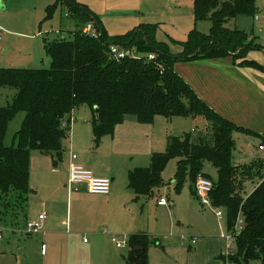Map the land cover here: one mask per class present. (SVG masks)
<instances>
[{
  "label": "trees",
  "instance_id": "obj_1",
  "mask_svg": "<svg viewBox=\"0 0 264 264\" xmlns=\"http://www.w3.org/2000/svg\"><path fill=\"white\" fill-rule=\"evenodd\" d=\"M62 1L76 29L69 31L68 37L44 40L50 68H0V85L14 89L10 103L0 106L1 194L13 192L18 202H26L31 191L30 151L49 155L52 165L57 166L62 160V140L70 135L73 111L82 105L93 112L91 125L97 141L102 135L113 133L127 115L139 122H151L155 115L168 119L202 117L206 126L197 136L187 132L168 135L165 151L151 153L147 166L129 169L128 187L134 192V199L152 196L154 189L163 184L162 171L168 160L175 158L174 190L181 188L188 172L197 198L194 182L201 174L212 181V205L226 210L228 230L238 215L242 217L243 227L234 240L235 254L230 259L236 264H264V168L257 166L262 160L238 165L232 162L233 132L249 130L210 108L173 68L176 61L230 55L238 66L264 72L263 65L247 58L248 50L256 47L264 55V43H257L254 38L248 41L244 30L224 25L239 15L254 16V0H193L195 21L209 20L210 31L207 35L190 31L178 54L170 53L164 43L155 39L156 26L152 23L110 36L86 7L76 0ZM88 22L99 31L97 38L82 33L80 27ZM110 44L142 55L152 53L154 58L125 57L116 61L108 53ZM18 110L25 115L14 135L15 145L5 146L7 123ZM205 162L215 167L216 178L202 171ZM261 170L260 181L243 196L244 181ZM158 244L157 238L147 232L129 234L125 264H149L148 249Z\"/></svg>",
  "mask_w": 264,
  "mask_h": 264
},
{
  "label": "rangeland",
  "instance_id": "obj_2",
  "mask_svg": "<svg viewBox=\"0 0 264 264\" xmlns=\"http://www.w3.org/2000/svg\"><path fill=\"white\" fill-rule=\"evenodd\" d=\"M76 2L84 7L91 5L90 10L95 16L96 9L101 11H97L98 13H104L99 20L110 36L125 34L140 24H154L155 39L164 43L172 54L183 50L182 43L190 31L195 29L207 35L211 27L209 20L195 21L193 0L192 4L191 0H179L177 3L175 0ZM103 3L106 8L102 7ZM254 5L255 14L261 17L262 24L253 22L251 15H240L224 25L229 29L244 30L248 41L254 38L261 44L264 42V0H254ZM68 14V7L62 0H0V68H50L51 58L45 50L44 40L59 39L67 36L66 30L76 29ZM83 27L82 25L80 29ZM247 57L258 64L264 61L260 47L249 49ZM238 89L241 90L239 87ZM13 95V88L0 85V106H7ZM241 95L242 93L240 97ZM248 96L247 101L253 105L255 98ZM232 110L236 114V110ZM24 115L23 111L18 110L8 121L3 138L5 146L15 145L14 135L19 130ZM92 116L91 109L86 105L73 111L71 132L69 137L62 140V160L57 166L52 165L49 155L34 149L30 151L29 185L32 190L27 194L25 203L18 202L13 192L8 195L0 192V249H10L15 254L24 249L36 254L40 251V233L27 235L25 232L26 222L34 221L33 217L36 218L40 211L36 188L39 185L48 198L57 194V185L60 182L66 184V179L69 178L67 171L70 170L71 154L91 164L111 168L119 181L126 183L128 187V170L147 166L151 153L165 151L168 135L176 136L187 132L195 137L206 126L202 117L173 116L168 119L163 115H155L151 122H139L135 117L124 118L113 133L104 134L97 141L92 130ZM248 130L233 132L232 162L242 164L261 158L262 161L257 166L263 169L264 151L257 149L262 139L253 130ZM175 168L176 159L170 158L162 171L163 184L154 189L152 196L142 198V201L134 199L136 204L129 211L117 202L111 206L113 216L122 226V232L108 229L117 240L125 239L126 244L117 248L108 235V243H104L102 249L105 262L125 264L128 254L127 232L125 235L122 233L125 230L133 233L140 229L159 241L158 245L149 248V264L151 260L154 264H186L189 260L195 264L225 263L218 256L217 248L221 244L222 254L225 255L226 242L222 234L228 232L226 210L219 207L222 218L218 219L214 207L202 206L193 194L188 172L181 188L174 190ZM202 171L211 178H216V169L210 163L205 162ZM261 176L262 170L244 181L243 196L253 190ZM59 194L58 192V196ZM159 196H165L168 203L157 205L156 199ZM65 197L64 193L59 196L61 209L57 216L67 219L71 217L74 221L77 219V209L75 205L70 206L69 202L66 213ZM193 236H196L195 244L189 248L188 244ZM85 239L90 242L93 237L85 234Z\"/></svg>",
  "mask_w": 264,
  "mask_h": 264
},
{
  "label": "crops",
  "instance_id": "obj_3",
  "mask_svg": "<svg viewBox=\"0 0 264 264\" xmlns=\"http://www.w3.org/2000/svg\"><path fill=\"white\" fill-rule=\"evenodd\" d=\"M178 1L175 0L176 3ZM87 6L86 8L94 13L90 10L91 5ZM102 7L106 8V4L103 3ZM98 10L96 9V16L99 19L104 13H98L101 12ZM255 16H257V19H255ZM261 21V17L258 14L253 16V22L262 24ZM66 32L69 31L66 30ZM261 64L264 66V61ZM173 68L210 108L236 125L253 130L259 136V139L263 138V71L252 67L238 66L230 55L207 60L176 61L173 64ZM248 95L255 98V101L251 99L254 103L253 105L247 101ZM232 109L236 110V114ZM125 118L134 119L131 115H127ZM75 163L90 169L94 176L111 178L109 193L107 195L92 194L87 190L85 183L77 186L76 189H69L67 185L68 179H66V184L60 182L57 185V194L48 198L43 194L41 187L38 185L36 188L38 191L37 201L40 207L38 215L45 214L42 229L39 232L41 235L39 239L41 241L40 251L36 254L24 249L23 251L19 250L15 254L13 250L0 249V264H108V261L105 262L102 249L104 243H108V235H110L111 242H113L112 237H115L113 233H110L108 228H111L115 232H122L120 229L122 226L113 216L110 208L117 202L120 206L123 204V207H126L127 211H129L136 204L134 200L135 195L132 189L127 187L126 183L119 181L117 174L111 168L91 164L83 158L78 159L77 156ZM67 173L69 174V170ZM65 188L67 189L63 190ZM58 192L60 193L59 196H61V193L66 195V213L69 202L70 206L75 205L77 219H74V221H72L71 217L67 219L57 216L58 210L61 209V200L59 199ZM37 217L35 218L34 216L33 219L36 220ZM140 231L142 230L136 229L133 233ZM125 232H127V235H125ZM26 234L30 235L27 232ZM85 234H90L93 237L92 241H84ZM129 234L131 233L128 230L122 233L127 238ZM193 237L196 240V236ZM193 244L195 243L190 241L188 247L190 248ZM217 253L221 260H225L221 244L217 248ZM150 264H154L152 260ZM186 264L195 263L189 260Z\"/></svg>",
  "mask_w": 264,
  "mask_h": 264
},
{
  "label": "built area",
  "instance_id": "obj_4",
  "mask_svg": "<svg viewBox=\"0 0 264 264\" xmlns=\"http://www.w3.org/2000/svg\"><path fill=\"white\" fill-rule=\"evenodd\" d=\"M255 19H257V16H255ZM81 31L82 33L86 35H90L94 38H97L99 36V31L96 30L92 22L86 23L84 27L81 29ZM263 33H264V29H263ZM108 53L110 57L116 61H119L125 57L139 58L141 56H145L147 57V59L154 58V54L152 53H149L147 55H142V54H139V52H137L134 49L128 50L126 48L118 46V44H110L108 47ZM257 149L259 151H264V136L261 142L258 144ZM75 159H76V155L71 154L70 155L71 163H70L69 178H68V184H67L68 188L76 189L77 186L85 183L86 188L90 193L107 195L110 191L111 178L94 176L90 169H87L84 166L75 163ZM194 190H195V194L200 204L202 206L214 207L215 215L217 216L218 219H221L222 212L220 211V208L213 206L211 202V198H210V192L212 190V181L206 178L205 176L198 174L194 182ZM156 201H157V204H167L168 203L167 198L165 196H159L156 199ZM44 218H45V214L42 213L38 215L36 220L27 221L25 232L29 234L39 233L42 229ZM242 227H243V219L240 215H238V217L236 218L234 222L233 227L230 230H228L226 234H222V238L226 242V252L224 255V258H225L224 264H236L234 261L230 259V257L235 254L234 240L240 233ZM1 237L2 235L0 232V238ZM84 241H86L85 238H84ZM112 241L118 248H121L126 244L125 239L117 240L115 237H112ZM191 242L195 243L194 237H192Z\"/></svg>",
  "mask_w": 264,
  "mask_h": 264
},
{
  "label": "water",
  "instance_id": "obj_5",
  "mask_svg": "<svg viewBox=\"0 0 264 264\" xmlns=\"http://www.w3.org/2000/svg\"><path fill=\"white\" fill-rule=\"evenodd\" d=\"M71 4L75 5L72 1H69ZM94 111H97V107H94Z\"/></svg>",
  "mask_w": 264,
  "mask_h": 264
}]
</instances>
